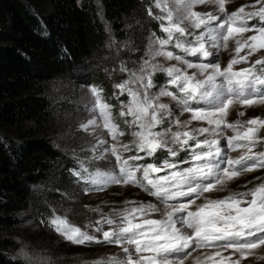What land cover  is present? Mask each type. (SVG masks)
Listing matches in <instances>:
<instances>
[{"label": "snow or ice", "instance_id": "obj_1", "mask_svg": "<svg viewBox=\"0 0 264 264\" xmlns=\"http://www.w3.org/2000/svg\"><path fill=\"white\" fill-rule=\"evenodd\" d=\"M170 2L175 7H170ZM228 2L154 0L155 7L164 15L153 18L161 22L165 35L157 37L153 33L148 58L137 71L130 73L129 79L116 85L120 95L129 97L127 102H121L119 117L130 119L114 118L112 105L105 101L102 90L90 89L94 97L90 111L96 115L81 127L86 132L100 128L111 137V143L102 136L97 137L92 151L99 150L94 159L111 163L109 157H114L115 163L111 170L101 172L89 171L81 162L80 171L73 174L92 186L85 188V192L103 190L110 184L132 185L164 205L162 211L152 203L129 201L131 207L115 215L101 214L100 219L84 229L66 216L54 214L49 225L65 240L76 245H117L123 252V256L101 258L93 264H185L192 255L190 249L215 250L205 251L195 258L194 264H241L251 254L246 250L264 245V183L246 192H230L223 198L205 196V193L226 190L243 173L264 168V151H254L264 143V137L259 135L264 130V119L234 122L227 119L230 109L237 104L240 107L264 105V56L250 67L234 68L248 63L250 56L264 50V0H257L259 7L253 5L246 11L248 6H241L231 13L227 12ZM209 3L216 6L223 19L211 12L194 10ZM149 15H153L151 10ZM254 19L259 23L250 25ZM248 32L254 34L245 37ZM230 40L235 45V55L221 68L219 52L228 48ZM244 49L248 51L241 56ZM188 56L196 57L198 62L188 60ZM160 57L176 63L165 67L154 62ZM188 69L195 71L189 74ZM121 71L128 69L125 66ZM157 72H163L168 80L152 92L156 87L153 76ZM169 86L175 91L169 90ZM162 97L174 101L181 114L191 113L190 118L181 121L162 102ZM193 121H201L207 127L191 128ZM121 123L133 129L129 143L121 142L120 138L126 134ZM226 130H231L233 135L226 136ZM222 139L227 141L226 147L221 145ZM236 151H241V155L232 158L229 152ZM127 152L136 154L125 157ZM158 152H167L173 158L180 152H187L188 156L181 161L164 158L160 164L155 160L143 165L132 163L156 157ZM180 163L189 166L181 169ZM161 172L166 174L157 175ZM182 198L188 199L170 203ZM201 198L203 203L197 204ZM157 212H161V218H152ZM229 249L232 253L225 256L224 252ZM237 253L239 256L234 259Z\"/></svg>", "mask_w": 264, "mask_h": 264}, {"label": "trees", "instance_id": "obj_2", "mask_svg": "<svg viewBox=\"0 0 264 264\" xmlns=\"http://www.w3.org/2000/svg\"><path fill=\"white\" fill-rule=\"evenodd\" d=\"M154 14L160 13L147 0H0V264H27L18 239L30 242L19 226L34 187L50 183L65 190L75 181L70 159L56 173L61 158L53 144L58 123L49 104L50 82L100 54L110 37L137 49L150 32L162 37ZM136 17L141 33L131 26ZM116 75L104 79L99 72L89 80L109 103L125 99L112 94L126 77ZM38 213L46 228L52 213Z\"/></svg>", "mask_w": 264, "mask_h": 264}, {"label": "rangeland", "instance_id": "obj_3", "mask_svg": "<svg viewBox=\"0 0 264 264\" xmlns=\"http://www.w3.org/2000/svg\"><path fill=\"white\" fill-rule=\"evenodd\" d=\"M147 1L150 2L152 7H154L160 13L159 15H164V13L155 7L154 0ZM253 5L256 7L260 6L257 4V0H229L226 8L227 12L231 13L239 9L241 6H248L246 7V11L251 10V6ZM169 6L175 7V5L171 2ZM194 10L199 13L211 12L213 15L221 16V19H223V16L218 12L216 6L210 3L199 5ZM145 18L147 19V22L152 23L151 19L146 16ZM156 21L159 23V29L161 30V22L157 19ZM139 23H141V20L136 17L131 21V26L133 28L136 27L135 31L138 30L141 33L142 29L139 27V25H141ZM216 23H219V21ZM249 23L250 25H256L259 22L258 20L254 19ZM190 31L198 32V30L195 29H190ZM162 33L163 32L161 31V35ZM253 34L254 33L252 32H248L245 33L244 36L247 37ZM156 36L161 37L160 35ZM188 39H191V37ZM152 40L153 33L150 32L145 38L143 46L139 47V50V48H132L131 41L129 40L120 43L115 42L114 39L110 37L106 42V45L102 48L103 50L100 51V54L84 60L82 65L72 70L69 75H65L63 78H57L50 82L49 104L51 105L53 117L56 120L55 122L56 124L58 123L56 129L57 131L54 136H52L54 141L53 144L61 158L56 173L60 171L64 161H66V159H70L74 164L70 172L75 177V181L74 183L70 182L65 190H56L50 187V183L34 187L31 207L24 213V216L22 217V223L19 226L20 235L24 238H27L30 242V244H27L22 242L20 238L18 239L19 254L27 262V264H93L94 261L101 258L123 256L121 248L117 245H111L107 243L76 245L65 240L49 225V221L54 214L61 217L66 216L70 222L79 226L81 229H84L86 225L94 223L96 220L100 219L101 214L115 215L116 212H119L126 207H131V205L128 204L129 201H135L144 204L152 203L157 205V207L163 211V204L157 201L155 197L150 196L148 192L143 191L138 187H134L132 185L123 186L118 184H110L103 190H91L85 192V188L92 186L85 184L84 181L79 180L78 177L73 174L74 171H80L81 162H83L84 166L87 167L89 171L99 170L101 172L111 170L115 163L114 157H109L111 163H109L107 160L94 159L95 156L99 155V150L95 153L92 151L93 146L97 145V137L102 136L110 143L112 142L111 137L100 128H97L94 131L89 129V131L86 132L81 127V125L85 124L93 117V115H96L90 111L94 100L90 89L96 86L90 85L89 80H92L93 77L99 72L103 74L104 79L116 77V73H122L126 76L121 82L129 79L130 73L132 71H137L144 59L148 58L150 55L149 49L152 45ZM234 48L235 45L230 40L228 43V48L219 52V62L221 68L226 67L227 63L235 55ZM169 50H173L171 46H169ZM174 51H176L177 54L183 55V53H180L178 49H175ZM213 51L215 52V49H213ZM247 51V49H244L240 55L244 56ZM262 56H264V50L258 51L254 55L250 56L248 58V63L237 64L234 66V68L239 70L250 67V65L255 60L261 58ZM186 58L190 61L198 62L196 57L188 56ZM106 61H112V63L116 65V68L114 69L110 67ZM154 62L162 63L165 67L176 63V61H166L162 57L157 58V60ZM125 66L127 67L128 71H121V68ZM257 67L259 68L260 66ZM194 71L195 69H188L189 74ZM161 79H163L162 82L159 81ZM167 80L168 77L163 72H157L153 76V81L156 87L151 89V91H158L161 86L166 85ZM116 85L117 84H114L112 87V94L113 96L116 95V98H119L120 91ZM169 90L175 91V89L171 86H169ZM124 95L125 99L123 101L119 100L114 102L112 100L110 103L107 101V98L103 96L105 101L112 105V113L114 118L121 121L123 119H130V117H119L121 102H127L129 99L127 94ZM161 100L162 102L169 105L174 115L177 116L181 121H185L190 118L191 113L186 112L181 114L180 108L174 101L170 100V98L162 97ZM241 111L245 113L244 116L238 115V113ZM252 118L264 119V105L240 107L237 104L230 109L229 115L227 117L229 122H234L236 120L247 121ZM120 127L126 133L125 136L120 138L121 142L129 143L133 139L131 136L133 129L129 128L128 125L124 123H121ZM190 127H207V125L201 121H193ZM175 130V127H173V131ZM225 134L226 136L233 135L231 130H226ZM259 135L264 137V130H262ZM200 139H203V137H200ZM221 145L226 147L227 141L222 139ZM241 151L229 152V155L232 158H236L241 155ZM254 151H264V143L259 144L254 149ZM135 154V152H127L124 153V156L128 157ZM140 155L143 156L144 153H140ZM165 156L167 157H160L159 161L155 160V157H149L144 160L135 161L132 163L143 165L155 160L157 164H160L161 160L164 158L169 160L173 159V157L168 156L167 152H165ZM187 156L188 155H186L185 152H180L179 156L175 158L177 161H181ZM188 166V164L184 163L179 164L181 169ZM160 174L157 175L163 176L166 173L161 172ZM82 175H86V173H82ZM137 175L139 176L140 173H137ZM258 177L259 179H257ZM260 183H264V168L243 173L238 178L231 181L226 190L205 193V196L214 199L223 198L229 195L230 192H246ZM186 199L188 198H182L181 201H171L170 203L183 202V200ZM196 203H203V198L197 200ZM194 207L195 206H193V208ZM93 209H99L100 212L93 211ZM39 211H47L48 213H52V216L47 222L48 226L46 228L42 227L37 220L36 216L37 214H40L38 213ZM152 218H161V212L153 214ZM105 228L107 229V226H105ZM89 231L91 230L89 229ZM95 235L100 237L99 233H95ZM189 251L192 252V255L185 260V264H194L195 258L199 256L198 254L202 255L205 251L213 252L215 250L199 249L193 251L190 249ZM246 251H249L251 254L248 255L247 258L241 260V264H264V245H261L256 249ZM231 253L232 250L229 249L224 252V255L227 256ZM55 254H63L64 257L56 258L54 257ZM238 256L239 253H237L233 258L235 259Z\"/></svg>", "mask_w": 264, "mask_h": 264}, {"label": "bare ground", "instance_id": "obj_4", "mask_svg": "<svg viewBox=\"0 0 264 264\" xmlns=\"http://www.w3.org/2000/svg\"><path fill=\"white\" fill-rule=\"evenodd\" d=\"M199 256L201 255V254H198ZM199 256H197V257H199Z\"/></svg>", "mask_w": 264, "mask_h": 264}]
</instances>
